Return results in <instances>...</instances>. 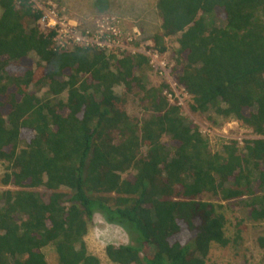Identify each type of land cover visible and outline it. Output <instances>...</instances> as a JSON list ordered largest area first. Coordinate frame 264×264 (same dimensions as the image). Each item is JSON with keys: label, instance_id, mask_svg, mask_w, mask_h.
Returning <instances> with one entry per match:
<instances>
[{"label": "trees", "instance_id": "obj_1", "mask_svg": "<svg viewBox=\"0 0 264 264\" xmlns=\"http://www.w3.org/2000/svg\"><path fill=\"white\" fill-rule=\"evenodd\" d=\"M93 6L102 19L111 2ZM43 14L0 0V264H50L49 249L101 264L85 241L97 213L128 232L106 247L114 264H207L214 249L264 264V0H157L140 43L176 48L154 87L144 54L62 51ZM227 121L249 138L214 149L204 124Z\"/></svg>", "mask_w": 264, "mask_h": 264}, {"label": "rangeland", "instance_id": "obj_2", "mask_svg": "<svg viewBox=\"0 0 264 264\" xmlns=\"http://www.w3.org/2000/svg\"><path fill=\"white\" fill-rule=\"evenodd\" d=\"M95 1L96 0H32V2H34V4L39 9L46 10L48 8H56L60 16L77 22L78 29H80V27L83 25L81 23L88 24L94 21L95 24H98V22L101 20L95 16L98 15L95 13V5L93 6ZM110 2V13H108L107 16L112 18L114 17L119 22L118 23L116 21L117 25L120 27L121 34H128L127 32L134 33V31H138L140 26L145 27V24L140 21L144 15L149 20L154 18L156 21H159L158 17L156 16L157 0H110ZM148 23L150 27L155 24L151 21ZM138 45H140V48L143 50L149 46L147 43H140V40L138 41ZM175 48L176 46L172 44V41H169L168 52L164 56L155 58V53H153L152 56H147L151 60V64H153V66L156 67L159 72V74H151L149 77L151 81L149 84H151L153 87L159 86L164 76L168 82L172 81L171 77H169V73L173 67V62L169 60V58L172 56L171 52L174 51ZM31 57L32 60H39V58H37L34 54H31ZM172 85L175 97L180 99L179 101H181L183 104L182 106L184 107V110L189 112L187 107L189 100L188 95L185 93H180L174 84ZM134 114L138 117H143L139 110H137V113ZM189 115L191 116L190 113ZM194 119H196V117H194ZM204 126V133L208 135V139L210 140L214 149L218 148V144L221 143L222 140L228 139L227 137L242 140L244 138H249L250 134L249 130L245 129L239 123L234 121H227L222 124V126L218 127H213L210 122H207L204 124ZM4 171L5 165L0 163V179L3 176ZM234 233L235 231L230 230L228 236H232ZM85 241L88 246L89 253L97 256L100 259L101 264H114L107 257L106 247L108 245L119 246L121 244H129L130 238L124 227L109 223L104 219L101 213H97L89 226V231L85 237ZM252 241L253 243L255 242L253 237L250 235L248 244L251 245ZM248 244L246 247L249 246ZM255 252L258 255V250H255ZM239 253L242 254L241 251ZM47 256L50 264H57V257L52 250L49 249L47 251ZM260 262L261 261L258 259L254 264H261ZM207 264H245V262L242 257L236 258L234 256V251L231 249H214L207 261Z\"/></svg>", "mask_w": 264, "mask_h": 264}, {"label": "built area", "instance_id": "obj_3", "mask_svg": "<svg viewBox=\"0 0 264 264\" xmlns=\"http://www.w3.org/2000/svg\"><path fill=\"white\" fill-rule=\"evenodd\" d=\"M41 10L44 12L40 21L41 24L49 29L56 30L57 35L54 40L57 47L62 51H70L78 46L87 45L111 52L117 55L118 58H123L126 53L132 55L142 53L145 56H152L147 48L143 50L138 45L141 37L139 29L135 28L138 31L136 30L134 33L121 34L120 27L117 25L118 21L114 17H103L96 24L98 30L95 37H91L81 34L80 30H78V23L60 16L56 8ZM159 56V54L155 53V58Z\"/></svg>", "mask_w": 264, "mask_h": 264}, {"label": "bare ground", "instance_id": "obj_4", "mask_svg": "<svg viewBox=\"0 0 264 264\" xmlns=\"http://www.w3.org/2000/svg\"><path fill=\"white\" fill-rule=\"evenodd\" d=\"M24 13V12H23ZM33 13V12H32ZM42 15V14H41ZM37 16H39V15H37ZM119 19V18H118ZM82 24V23H81ZM159 25V24H158ZM127 33H129V32H127ZM185 33V32H184ZM157 34V33H156ZM41 50V49H40ZM193 102V101H192ZM194 105V104H193ZM183 107V106H182ZM196 108V107H195ZM196 120V119H195ZM216 136V135H215ZM246 141V140H245ZM80 242V241H79ZM88 242V241H87ZM83 243V242H82ZM81 244V243H80ZM77 251V250H76ZM185 251V250H184ZM48 263V262H47Z\"/></svg>", "mask_w": 264, "mask_h": 264}]
</instances>
